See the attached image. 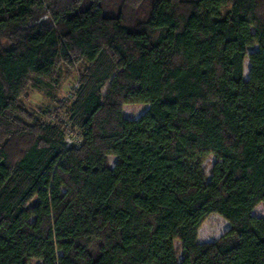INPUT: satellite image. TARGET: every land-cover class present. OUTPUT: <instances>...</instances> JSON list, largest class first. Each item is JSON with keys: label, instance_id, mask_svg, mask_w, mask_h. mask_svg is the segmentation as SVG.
Segmentation results:
<instances>
[{"label": "trees", "instance_id": "1", "mask_svg": "<svg viewBox=\"0 0 264 264\" xmlns=\"http://www.w3.org/2000/svg\"><path fill=\"white\" fill-rule=\"evenodd\" d=\"M120 2L0 0V264H264V0Z\"/></svg>", "mask_w": 264, "mask_h": 264}, {"label": "rangeland", "instance_id": "2", "mask_svg": "<svg viewBox=\"0 0 264 264\" xmlns=\"http://www.w3.org/2000/svg\"><path fill=\"white\" fill-rule=\"evenodd\" d=\"M120 0H103L104 10L106 13L117 14L120 6ZM256 46L248 47L247 52L256 49ZM249 62L246 58L244 60V77H247ZM81 68L74 66L72 70L62 69L60 73L59 82L52 87H36L30 88L27 94L22 98V106L30 114L42 118L44 121H51L55 112L62 117L67 118L68 114L63 105L72 100L76 87L78 86L79 73ZM60 102V103H59ZM148 108L147 104H126L123 107V115L128 118H137ZM55 111V112H54ZM50 112V113H49ZM54 114H53V113ZM51 114V115H50ZM67 144H74L77 142V133L68 131L65 135ZM215 158L212 155L207 156L203 162L202 167L206 175L210 176L211 166ZM116 157L110 155L108 162L111 166L114 165ZM36 199L33 198L30 204H34ZM229 226V223L224 220L219 214L211 213L206 221L202 224V231L211 234L217 238L224 233ZM177 250V256L180 258L181 250L180 243L174 242ZM27 264H42V260L30 258Z\"/></svg>", "mask_w": 264, "mask_h": 264}]
</instances>
